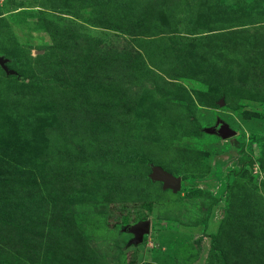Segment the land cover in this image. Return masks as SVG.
I'll return each mask as SVG.
<instances>
[{"label": "rangeland", "instance_id": "374dc122", "mask_svg": "<svg viewBox=\"0 0 264 264\" xmlns=\"http://www.w3.org/2000/svg\"><path fill=\"white\" fill-rule=\"evenodd\" d=\"M0 55V264H264V0H0Z\"/></svg>", "mask_w": 264, "mask_h": 264}, {"label": "water", "instance_id": "95a60500", "mask_svg": "<svg viewBox=\"0 0 264 264\" xmlns=\"http://www.w3.org/2000/svg\"><path fill=\"white\" fill-rule=\"evenodd\" d=\"M8 59L0 55V67L7 73H12L6 68ZM218 127V128H217ZM209 133L216 132L222 139L232 137L235 132L225 123L217 122L214 127L206 130ZM150 178L153 181L160 182L163 189H169L173 193L180 190L181 180L179 177L173 176L167 173L159 166L151 167ZM151 224L149 221H139L133 225L127 226L124 230L132 234V238L129 240V244H139L143 240V236L150 231Z\"/></svg>", "mask_w": 264, "mask_h": 264}, {"label": "trees", "instance_id": "16d2710c", "mask_svg": "<svg viewBox=\"0 0 264 264\" xmlns=\"http://www.w3.org/2000/svg\"><path fill=\"white\" fill-rule=\"evenodd\" d=\"M145 161V160H144ZM99 187H100V183H99V186L97 187L98 189H99ZM207 214H209V209L207 210ZM167 224H160V225H157V226H153L156 230H162V229H165V228H167ZM153 228V229H154ZM210 244H211V247H213L214 246V239L212 238V235H210Z\"/></svg>", "mask_w": 264, "mask_h": 264}, {"label": "flooded vegetation", "instance_id": "af4514ba", "mask_svg": "<svg viewBox=\"0 0 264 264\" xmlns=\"http://www.w3.org/2000/svg\"><path fill=\"white\" fill-rule=\"evenodd\" d=\"M218 128V127H217Z\"/></svg>", "mask_w": 264, "mask_h": 264}]
</instances>
